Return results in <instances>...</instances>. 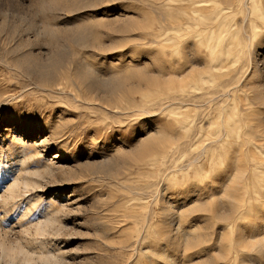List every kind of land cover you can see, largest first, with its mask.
I'll list each match as a JSON object with an SVG mask.
<instances>
[{
	"label": "rangeland",
	"instance_id": "1",
	"mask_svg": "<svg viewBox=\"0 0 264 264\" xmlns=\"http://www.w3.org/2000/svg\"><path fill=\"white\" fill-rule=\"evenodd\" d=\"M0 264H264V0H0Z\"/></svg>",
	"mask_w": 264,
	"mask_h": 264
},
{
	"label": "bare ground",
	"instance_id": "2",
	"mask_svg": "<svg viewBox=\"0 0 264 264\" xmlns=\"http://www.w3.org/2000/svg\"><path fill=\"white\" fill-rule=\"evenodd\" d=\"M171 31H173V33H174V35L178 32L177 30H175V29H172ZM171 34V33H170ZM171 35H173V34H171ZM75 36V35H74ZM76 37V36H75ZM140 37H141V34H140ZM174 38V37H173ZM172 38V39H173ZM151 39V38H150ZM153 41V40H152ZM53 66V65H52ZM48 73V72H47ZM94 84V83H93ZM100 84V83H99ZM131 86V85H130ZM131 88H133V87H131Z\"/></svg>",
	"mask_w": 264,
	"mask_h": 264
}]
</instances>
